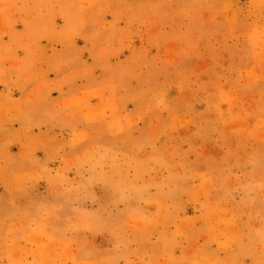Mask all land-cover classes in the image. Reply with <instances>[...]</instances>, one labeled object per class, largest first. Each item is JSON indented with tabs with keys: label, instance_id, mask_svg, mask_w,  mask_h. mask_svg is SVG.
I'll use <instances>...</instances> for the list:
<instances>
[{
	"label": "rangeland",
	"instance_id": "374dc122",
	"mask_svg": "<svg viewBox=\"0 0 264 264\" xmlns=\"http://www.w3.org/2000/svg\"><path fill=\"white\" fill-rule=\"evenodd\" d=\"M0 264H264V0H0Z\"/></svg>",
	"mask_w": 264,
	"mask_h": 264
}]
</instances>
